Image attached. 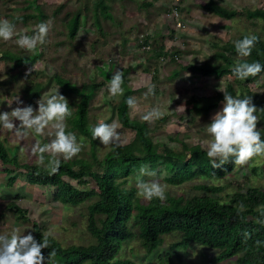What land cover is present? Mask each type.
Instances as JSON below:
<instances>
[{"label":"rangeland","instance_id":"1","mask_svg":"<svg viewBox=\"0 0 264 264\" xmlns=\"http://www.w3.org/2000/svg\"><path fill=\"white\" fill-rule=\"evenodd\" d=\"M207 1L0 0V20L7 19L14 23L16 33L31 36L39 23H51L46 43L38 45L35 52L21 49L16 44L18 35L14 34L9 41L0 40V112L28 105L36 109L40 97L51 95L58 88L73 114L80 95L74 91L62 93L61 86L54 79V76H60L79 89L85 84H98L91 95L87 111L91 127L100 122L121 125L116 107L121 100L133 98L135 103L129 107V116L146 124L154 143L160 147L166 145L177 151L182 150L185 158L190 154L187 148L195 145L207 151L206 144L210 136L206 128L214 114L222 108L223 102L207 114H201L188 102L192 96H213L217 92H226L237 98L238 93L249 89L264 97V72L255 82L245 83L237 79L232 71L216 77L181 67L216 61L214 52L220 50L221 45L228 40L237 41L254 34L264 41L262 19L244 14L232 18L221 17L202 7ZM215 1L227 8L264 9V0ZM96 6L100 9H96ZM77 12L81 14L82 24L75 37L70 38L66 22ZM145 38L147 45L143 42ZM160 44L166 55L157 57L153 52ZM172 52H178V55L174 56ZM229 55L239 57L236 53ZM217 61L223 62L219 58ZM126 67L129 69L124 74L131 91L122 86L123 95L110 97L107 88L113 73L117 70L123 72ZM36 84L41 86L38 93H27V86ZM149 84L155 86L154 94L145 98L146 85ZM16 96L23 103L17 104L14 101ZM152 108H159L162 117L152 122L144 121L142 116ZM66 124V131L75 133L77 142L83 140L81 152L68 161L78 169V161L85 160L94 171L102 172L103 158L118 146H104L98 139L92 143L88 136L80 134L73 127L70 117L66 119ZM257 131L264 140V119L259 117ZM118 132L119 146L129 144L134 139V131L122 125ZM0 138L6 146L16 149L21 163L30 164H38V157L31 152L32 146L37 142L42 146L51 140L47 135L33 133L20 138L2 126ZM49 159V155L45 154V164ZM143 166L157 173L160 183L165 186V195L183 200L205 194L219 196L227 201L228 196L239 189L254 186L264 190V156H255L243 166L235 165L222 178L197 175L177 183L168 180L169 173L161 166L152 168L149 163ZM4 167L14 169L13 172L17 173L12 185L7 184L8 174ZM140 168L128 176L119 177L118 181L126 178L125 186L133 189L134 199L146 203L148 200L137 196L135 186ZM84 178L88 180L87 183L79 185L76 180L63 176L64 180L81 189L95 188L90 176ZM202 184L221 186V189L211 193L201 188ZM53 191V187L30 184L21 168L16 169L13 164L3 165L0 162V234L13 230L28 234L32 222H37L45 234L54 237L63 246L95 242L87 230L88 205L95 199L94 196L77 205H66L54 198ZM11 203L27 210L26 220L15 218L9 208ZM133 231V236L124 243L118 256L130 259L134 264H167L159 258L165 252L171 254L173 264H231L235 260L234 257L214 262L211 258L217 250L196 243H190L186 248L176 246L180 239L177 231L162 235L161 245L152 253H147L141 244L137 226Z\"/></svg>","mask_w":264,"mask_h":264},{"label":"trees","instance_id":"2","mask_svg":"<svg viewBox=\"0 0 264 264\" xmlns=\"http://www.w3.org/2000/svg\"><path fill=\"white\" fill-rule=\"evenodd\" d=\"M202 7L225 18L244 14L264 21V9L261 8H227L215 0H208ZM97 8L100 9L99 6H96ZM81 24L82 18L79 12L67 20L70 38L75 37ZM258 38L248 57L234 58L229 55L236 53V50L235 40H228L213 54L217 60L221 59L222 63L217 60L205 61L199 64L181 65V67L201 75L221 77L229 74L237 63L259 62L264 66V41L259 36ZM143 42L147 45V38ZM163 50L164 47L160 44L153 55L157 57L166 55ZM172 53L174 56L178 55V52ZM127 69L129 67L122 72L124 79L122 86L131 91L124 74ZM261 73L243 81L255 82ZM54 79L61 86L62 93L74 91L80 95L74 113L70 116L71 124L80 134L88 136L91 142L95 143L96 140L91 136L87 111L91 95L98 84H85L79 89L60 76H54ZM40 87L38 84L27 86V93L36 94ZM232 91L235 94L234 90ZM223 95L224 93L217 92L213 96H192L188 102L193 104L196 112L207 114L223 102ZM245 96H251L252 103L257 109L256 114L264 119L263 95L248 89L240 92L238 98L242 99ZM128 99L125 98L118 103L116 115L123 127L134 131V139L129 144L120 145L105 155L102 161V172L94 171L91 164L85 160L78 161L80 167L75 169L71 161L61 159L59 170L54 175H49L45 166L21 163L16 149L6 146L0 138L1 164H13L16 169L21 168L25 179L30 184L53 187L54 198L66 205H77L92 196L95 198L88 205L87 221V230L95 242L63 246L54 237L45 234L37 222H32L31 233L37 241L39 242L45 236L49 240V247L42 250L43 254L47 257L48 253L55 249V264H134L132 260L120 258L118 255L124 243L133 236V228L137 226L141 244L147 253H152L161 245L162 235L177 231L180 233V239L176 246L186 248L190 243H196L214 248L217 250L211 258L214 262L235 257L231 264H264V225L256 222L257 219H264L263 189L254 186L239 189L232 192L227 201L219 196L205 194L195 195L186 200L166 194V199L163 201L153 198L151 201L141 203L134 199L133 189L125 186L126 178L118 181L119 177L134 173L146 163H149L152 168L161 166L169 173L168 180L172 183L182 182L197 175L222 178L236 165L229 162L222 168H213L207 157V151L199 145L190 148L183 146L184 149H190V154L186 158L182 150L177 151L166 145L160 147L152 141L146 124L129 116ZM233 159L230 158V160ZM4 170L8 174L7 184L12 185L17 173L13 172L14 169L6 167ZM63 176L76 180L79 185L87 183L88 180L84 176H90L95 183V188L81 189L64 180ZM200 187L211 193L221 189V186L204 184ZM10 205L9 208L16 219H27L26 209L16 203ZM1 216L0 213V218ZM245 232L249 234L247 237L244 235ZM177 257H179L178 254ZM159 258L162 262L173 264L169 252H165Z\"/></svg>","mask_w":264,"mask_h":264},{"label":"clouds","instance_id":"3","mask_svg":"<svg viewBox=\"0 0 264 264\" xmlns=\"http://www.w3.org/2000/svg\"><path fill=\"white\" fill-rule=\"evenodd\" d=\"M50 28V22H41L35 26L30 36L26 33H16L15 24L2 19L0 20V40L9 41L14 34L18 35L19 39L16 40V44L21 49L35 52L38 45L42 46L46 43ZM258 39V36L253 34L235 41L234 47L238 56L241 58L250 56ZM261 71H264V66L259 62L237 63L232 69L234 76L242 81L250 76H257ZM123 82V73L119 70L114 72L107 88L110 97L123 95ZM146 87L145 98L154 94L155 86L149 84ZM223 93V106L214 114L211 123L206 128L210 136L206 144L207 157L213 168H222L229 162L243 166L255 156H264V140L257 131L258 117L254 114L257 109L252 103L251 96L241 99L238 98L239 93L237 98L226 92ZM14 101L17 104L23 103L18 96ZM36 103V109L28 105L0 112V126L7 131L14 132L20 138L29 133L51 137L47 144L42 146L39 142L34 144L31 152L38 157V165L45 166L49 175H54L59 170L61 158L64 161L71 160L81 152L83 140L77 142L76 134L66 131V119L72 115V112L67 99L59 93L58 88L53 94L40 97ZM127 103L131 107L135 101L129 98ZM162 115L159 108H152L142 116V119L152 122ZM16 121L19 123H15ZM119 127L121 125L116 122H100L91 127V136L94 140L98 139L104 146H119ZM45 154L50 157L47 164H45ZM230 158L234 159L230 160ZM135 186L137 196L145 200L151 201L153 198H158L163 201L166 199L165 186L160 183L157 173L145 166L140 168L135 178ZM240 207L243 209V205ZM256 222L264 225V219H257ZM244 235L247 237L249 234L245 232ZM48 247L47 236L38 242L31 232L21 234L19 230H13L11 233L0 234V264H49V262L55 264V249L49 252L47 257L42 252Z\"/></svg>","mask_w":264,"mask_h":264}]
</instances>
